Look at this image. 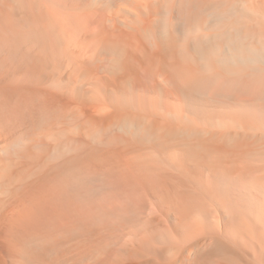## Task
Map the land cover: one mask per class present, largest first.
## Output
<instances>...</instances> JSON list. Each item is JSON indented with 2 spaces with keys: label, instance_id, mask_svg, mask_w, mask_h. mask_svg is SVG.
<instances>
[{
  "label": "bare ground",
  "instance_id": "6f19581e",
  "mask_svg": "<svg viewBox=\"0 0 264 264\" xmlns=\"http://www.w3.org/2000/svg\"><path fill=\"white\" fill-rule=\"evenodd\" d=\"M0 264H264V0H0Z\"/></svg>",
  "mask_w": 264,
  "mask_h": 264
}]
</instances>
